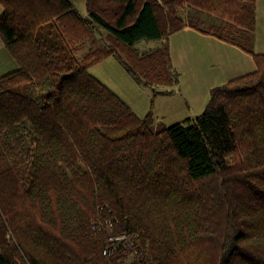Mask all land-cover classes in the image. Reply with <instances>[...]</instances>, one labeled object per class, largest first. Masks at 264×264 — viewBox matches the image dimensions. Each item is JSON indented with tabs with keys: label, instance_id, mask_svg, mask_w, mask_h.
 Listing matches in <instances>:
<instances>
[{
	"label": "trees",
	"instance_id": "trees-1",
	"mask_svg": "<svg viewBox=\"0 0 264 264\" xmlns=\"http://www.w3.org/2000/svg\"><path fill=\"white\" fill-rule=\"evenodd\" d=\"M256 3L87 0L83 17L69 0H0L18 65L0 77V264H264ZM197 11L220 21L204 28ZM185 27L256 70L213 88L193 120L154 130L88 68L113 56L147 86L177 85L168 40ZM99 29L108 44L79 59ZM152 40L163 44L136 48ZM26 85L49 91L32 99Z\"/></svg>",
	"mask_w": 264,
	"mask_h": 264
},
{
	"label": "crops",
	"instance_id": "crops-1",
	"mask_svg": "<svg viewBox=\"0 0 264 264\" xmlns=\"http://www.w3.org/2000/svg\"><path fill=\"white\" fill-rule=\"evenodd\" d=\"M69 1L83 17H87V0ZM2 12L3 7L0 5V15ZM262 29H264V0H257L254 41L256 54H264V46L261 49V38L264 34L259 32ZM168 43L172 65L179 74L177 85L182 89V95H185L190 104L196 105L197 108L191 110L192 114L190 118H186L187 121L193 120L204 111L213 88L256 70L252 55L191 27H185L172 34ZM16 69H18L16 61L0 37V77ZM182 79L183 82H180Z\"/></svg>",
	"mask_w": 264,
	"mask_h": 264
},
{
	"label": "rangeland",
	"instance_id": "rangeland-1",
	"mask_svg": "<svg viewBox=\"0 0 264 264\" xmlns=\"http://www.w3.org/2000/svg\"><path fill=\"white\" fill-rule=\"evenodd\" d=\"M188 11L187 14L191 13ZM197 13L200 14L199 16L204 22V28L220 21L215 16L198 11ZM191 15L197 16L193 12ZM259 32L264 34V29L259 30ZM262 37L261 49L264 46V35ZM107 44L106 32L103 29H99V32L94 37L86 41L82 52L77 54V57L82 59L93 45V47H103ZM162 44L163 42L160 40L140 41L136 44V48L140 52H146L150 49L159 48ZM88 72L126 103L139 117L146 118L150 116V126L154 130H162L174 124L185 123L187 121L186 118H190L192 114L191 110H197L196 105L190 104L188 98L182 95V89L178 85L170 87L160 85L147 86L125 70L124 66L113 56L106 57L100 62L91 65L88 68ZM180 82H183V79ZM48 91L49 87L39 90L33 85L17 88L18 93L32 99H36L40 93Z\"/></svg>",
	"mask_w": 264,
	"mask_h": 264
},
{
	"label": "built area",
	"instance_id": "built-area-1",
	"mask_svg": "<svg viewBox=\"0 0 264 264\" xmlns=\"http://www.w3.org/2000/svg\"><path fill=\"white\" fill-rule=\"evenodd\" d=\"M112 240H127V238H125V236H119L117 238H112Z\"/></svg>",
	"mask_w": 264,
	"mask_h": 264
}]
</instances>
